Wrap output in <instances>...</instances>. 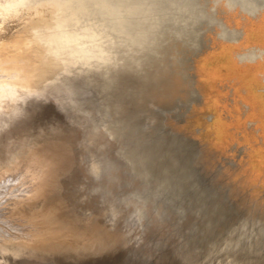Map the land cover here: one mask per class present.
Listing matches in <instances>:
<instances>
[{"label":"water","instance_id":"1","mask_svg":"<svg viewBox=\"0 0 264 264\" xmlns=\"http://www.w3.org/2000/svg\"><path fill=\"white\" fill-rule=\"evenodd\" d=\"M197 2L36 0L34 3L33 10L38 15L43 14L45 7L52 12V35H64L66 51L60 49L64 58L62 63L54 64V69L63 73L60 83L68 81L73 107L80 111L90 134L99 140L96 147L105 157L109 154L110 167L102 171L109 194L123 198L121 212L137 209L134 216L142 229H139L145 249L142 255L134 253L132 258L97 260L94 264H141L144 260L150 264H264V218L250 214L232 197L230 184L218 178L222 174L221 163L217 162L214 170L206 167L200 142L195 137L172 129L166 122L167 116L184 122L193 104L202 97L196 87L195 60L209 47L210 34L214 33V0H201L200 5ZM193 4L211 21L201 19L195 25ZM216 19L222 22L221 18ZM84 27L98 50L93 55L87 54L91 57L82 63L83 53L88 50L80 33ZM75 91L84 96L90 94L92 103L80 101ZM58 116L56 104L49 100L23 108L12 126L4 128L0 148L18 146L40 132L45 124L57 121ZM132 128L139 129L136 134L140 141H135ZM156 128L178 141L181 146L178 150L183 158L187 155L192 170L189 176L197 185L202 183L214 192L221 210L210 212V216L214 214L213 226H199L208 235L212 230L213 240L207 234L195 241L197 244L190 240L193 235L187 233L185 221L191 217H178L172 208L194 204L193 198L184 196L185 184L167 188L157 166L162 162L160 155L153 157L147 171V153L142 150L146 138ZM226 162L236 167L234 162ZM128 177L139 183L140 192H127ZM180 187L184 189L178 191ZM78 253L73 255L89 256L87 252Z\"/></svg>","mask_w":264,"mask_h":264},{"label":"rangeland","instance_id":"2","mask_svg":"<svg viewBox=\"0 0 264 264\" xmlns=\"http://www.w3.org/2000/svg\"><path fill=\"white\" fill-rule=\"evenodd\" d=\"M34 7V2L24 0L18 9L10 5L0 8V99L14 97L19 112L38 101H53L59 116L49 129L40 130L18 146L0 148V264H94L97 260L132 258L134 253L142 255L141 228L134 216L137 209L121 212L123 198L109 194L98 163L106 156L96 147L99 140L90 134L80 111L62 105L52 92L53 87L68 82L60 83L63 73L52 64L62 63L64 55L48 43L52 12L45 7L40 16ZM89 34L82 33L88 44L82 63L91 57L87 54L98 50ZM212 46L210 41L195 60L200 102L193 104L184 122L170 116L166 122L172 129L195 137L206 167L214 170V165L221 163L218 178L230 184L232 197L250 214L264 218V157L258 160L242 143L229 148L214 145V98L210 103L211 93L203 82V75L207 82L214 76V69H205L214 54L203 56ZM250 48L238 52L237 57L253 60L262 56V49ZM15 113L17 110L8 117L0 114V135L18 119L13 118ZM227 160L236 167L228 166ZM128 180L127 192H140L139 183ZM180 208L172 209L178 217H191L185 221L188 227L196 216L185 204ZM78 252L89 256L75 257ZM141 264L150 263L144 260Z\"/></svg>","mask_w":264,"mask_h":264},{"label":"flooded vegetation","instance_id":"3","mask_svg":"<svg viewBox=\"0 0 264 264\" xmlns=\"http://www.w3.org/2000/svg\"><path fill=\"white\" fill-rule=\"evenodd\" d=\"M214 14L227 26L240 29L235 41H224L216 38L214 23L212 49L203 55L214 54L205 68L214 69L210 85L202 74L210 103L214 98V145L229 148L242 143L259 160L264 157L259 155L264 153V3L248 15L240 7L230 9L224 0H214ZM250 47L262 49V56L240 60L237 53Z\"/></svg>","mask_w":264,"mask_h":264},{"label":"bare ground","instance_id":"4","mask_svg":"<svg viewBox=\"0 0 264 264\" xmlns=\"http://www.w3.org/2000/svg\"><path fill=\"white\" fill-rule=\"evenodd\" d=\"M30 1L34 2V3L36 2V0H30ZM195 1L197 2V0H195ZM23 2H24V0H18V1H16V0H0V8L2 6H5V5H10L12 7V9H18L21 6H23ZM198 2L201 4V0H198ZM198 2H197V5H200ZM224 2L226 4V6H228V8L234 9L235 7H240L241 11H244L248 15H253V12L257 9V7L260 5V3L263 4V0H224ZM191 10L193 12V16H194L193 22H195V25L199 24V21L201 19H203L205 21H207V20L211 21L210 17L208 15L205 16L206 13L203 14V12H200L199 11L200 9H198V7L195 4L192 5ZM213 22L216 23L215 25L217 27L216 38H218L220 40H222V39L236 40L235 38L240 34V29L229 27L223 21L218 22L215 14H214ZM81 31H82V32H80L81 34L85 33V32L86 33L89 32L85 27ZM52 33H53V31H51V35H52ZM64 34L69 36L66 33H64ZM213 35H214V33H213ZM63 37H64V35L55 36L53 34L51 36V38L48 40L49 42L48 41L47 42L53 47L54 51L60 53V52H62L60 49L63 48L64 46H66L63 43V41H64ZM94 45H96V44H94ZM251 50H253V49L250 48V51ZM52 64L54 65L55 63H52ZM41 73H43V72H41ZM33 83H35V82H33ZM20 87L22 88L24 86L20 85ZM81 87H83V86H81ZM52 89H53L52 92L55 95V98L59 99L60 103H62V105L68 106L71 108L73 107L74 104H73V101L71 99L72 94L70 91H68L67 82L63 83V85L53 87ZM84 95H86V94L76 92V97L80 101H86L87 100L89 102L90 99L88 97L90 96V94H88L89 96L88 95L84 96ZM12 98L15 99L14 97H12ZM13 99L3 98V96H2V100L0 99L1 100L0 101V114H3L5 117H8V114H11L12 111L17 110V113H15L14 116L12 115L13 118L20 115L21 112H19L18 108L15 106V103L17 101L16 100L14 101ZM90 103H92V102H89V104ZM54 123L55 122H52V124H54ZM52 124H45L43 126V129H49ZM139 127H141V126H139ZM136 129L132 128V131H133L132 133L135 136V141H140L138 139V135L136 134V132H139V129L138 130H136ZM155 130L153 129L150 136L146 138V141L144 144L145 147H144V150H142L143 152L147 153L146 154V161L148 164V166H146L147 171L150 169L151 164L154 162L153 157L155 155H160L162 157V162L159 165L157 164V166H160L159 170H162V177L164 178L163 181H164L165 185L167 186V188L168 189H170V188L174 189V188L179 187L180 185H184V184L186 185L185 187H187V188L183 192L184 196L190 195L193 198L192 202L194 204L188 205V203H186L185 205L190 207L192 209V211L194 212V215L196 216V220H193L188 225V230H187L188 232L187 233L193 235L192 238H190V240L193 242H195L197 240L198 241L202 240L205 238V236L208 235V233L205 231H202L203 229H200L199 226H213L214 225V220L212 219V218H214V214L211 216L209 214L213 210H216V212L221 210L220 206L218 204V201L215 202V196H214L213 191L210 192L209 190H207L205 188V186H203L202 183L197 185L196 180L192 179L189 176V174L191 175L192 170L189 167L190 165L188 162L187 155L184 154L187 159L183 158L181 151L178 150V148L181 147L178 144V141H175L173 139V137H170L169 135H167V133H165L162 129H161V131H159V129H157V128ZM32 136H34V134ZM113 158H114V156H113ZM98 163L100 164V167L103 168V170L108 171L107 168L110 167L111 161H109V157L108 158L105 157L102 159L101 162H98ZM183 176H186V177H183ZM188 181L192 182L191 185L188 183ZM189 186H191L193 190ZM182 189H184V188L180 187V188H178V191H181ZM188 189H190V190H188ZM204 201L207 203L204 204ZM173 209L181 210L180 207H176V206L173 207ZM199 222H202L201 225ZM214 231H215V227H214ZM213 238H214V232H212V230H211L210 234L208 235V239L213 240Z\"/></svg>","mask_w":264,"mask_h":264},{"label":"snow or ice","instance_id":"5","mask_svg":"<svg viewBox=\"0 0 264 264\" xmlns=\"http://www.w3.org/2000/svg\"><path fill=\"white\" fill-rule=\"evenodd\" d=\"M17 259H20L19 257Z\"/></svg>","mask_w":264,"mask_h":264}]
</instances>
